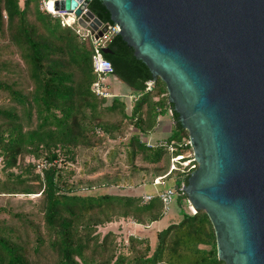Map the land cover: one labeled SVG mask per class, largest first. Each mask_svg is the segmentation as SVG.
Listing matches in <instances>:
<instances>
[{
	"label": "trees",
	"instance_id": "obj_1",
	"mask_svg": "<svg viewBox=\"0 0 264 264\" xmlns=\"http://www.w3.org/2000/svg\"><path fill=\"white\" fill-rule=\"evenodd\" d=\"M89 9L113 25L101 0H92ZM104 49L111 74L135 92V102L130 98L134 93L100 97L93 91L98 75L90 37H80L73 26L41 10L39 0H0V155L1 170L7 171L0 193L40 198L37 213L16 214L22 231L0 220V264H225L218 259L215 230L203 210L181 209L179 220L157 231L155 247L149 236L118 241L114 231L102 234L100 226L119 219L146 226L160 220L163 202L157 196L145 201L142 195L102 189L81 193L67 178L74 171L60 166L61 161L75 162L81 148L96 149L121 138L131 161L138 156L149 168L158 166L149 171L151 181L166 175L178 189L177 203L187 202L181 187L196 167L169 173L170 167L158 165L192 151L165 82L158 78L148 88L152 72L118 32ZM169 110L175 120L170 133L156 143L145 140L159 131L160 118ZM111 114L120 120L110 121ZM128 128L131 135L126 136ZM27 156L38 162L21 166ZM40 161L46 164L37 171ZM18 167L19 173L13 171Z\"/></svg>",
	"mask_w": 264,
	"mask_h": 264
},
{
	"label": "water",
	"instance_id": "obj_2",
	"mask_svg": "<svg viewBox=\"0 0 264 264\" xmlns=\"http://www.w3.org/2000/svg\"><path fill=\"white\" fill-rule=\"evenodd\" d=\"M91 1L55 8L98 38L110 24ZM101 1L189 134L197 167L183 189L208 214L218 259L264 264V0Z\"/></svg>",
	"mask_w": 264,
	"mask_h": 264
},
{
	"label": "rangeland",
	"instance_id": "obj_3",
	"mask_svg": "<svg viewBox=\"0 0 264 264\" xmlns=\"http://www.w3.org/2000/svg\"><path fill=\"white\" fill-rule=\"evenodd\" d=\"M4 57L9 60H19L16 55L9 56L7 53L4 54ZM105 80L116 93L121 95L134 93V95H136L135 92H131V89L128 88L125 83L115 78L112 74H108ZM120 118L118 114L108 115V119L113 122L119 121ZM129 128L126 136L131 135ZM154 136L164 137L166 134L158 133ZM145 137L147 141L151 140L147 136ZM122 139H124V137ZM120 140L121 138L116 141H107L106 144L96 149L81 148L78 159L75 162L65 163L61 161L60 166L64 165L68 170L74 171L72 175L67 172L69 181L75 182V186H77L78 189L80 188L79 191L81 193H99L102 189L103 192L106 193L111 192L136 196L141 195L143 191L154 192L157 188H160V190L167 188L168 184L171 182L166 181V185L159 184L158 187L150 184L149 181H151L152 176L149 171L152 170L153 172L154 168L158 166H151L153 168H149V166L142 163L138 156H136L134 161H131L129 158V150L126 149L123 143L121 144ZM29 162L37 163L38 161H35L31 156H27L24 160H20L21 166H25ZM44 162L45 161H40L37 171L42 170L43 166L46 164ZM3 165L4 159L3 156L0 155L1 180H5L7 176V171L1 170ZM158 165H162L164 168L169 169L170 159ZM143 168L147 171H142ZM12 169L16 173L21 171L19 167ZM144 183L147 184L143 185ZM116 184H118L119 187L115 186ZM39 201V194L25 195L22 193H0V220H4L8 224H13L22 231L21 223L23 221L18 218L16 214L33 215L37 213L39 210ZM181 209L188 213L196 212L188 201L182 206L176 201L171 205L170 210L164 214V217L155 221L152 225H136V222L132 219H119L100 226L99 231L102 234L108 231H114L118 235V241H127L130 235H146L150 237L151 243L155 247L157 231L167 226L170 222L179 220L182 216Z\"/></svg>",
	"mask_w": 264,
	"mask_h": 264
},
{
	"label": "built area",
	"instance_id": "obj_4",
	"mask_svg": "<svg viewBox=\"0 0 264 264\" xmlns=\"http://www.w3.org/2000/svg\"><path fill=\"white\" fill-rule=\"evenodd\" d=\"M55 1L56 0H39L40 9L52 14L54 17H59L63 25L68 24L69 26H73L76 33L80 37H90L93 42L95 49V53L93 55V68L98 75L97 80L92 84L93 91L100 97H113L118 95L119 93L114 92L110 87V84L105 80L107 75L113 72L112 63L108 59L102 57L103 49L107 47V44L111 41L113 35L119 31L118 25H110L109 31L105 32L103 36L96 38L95 35L92 34L88 29L78 23V17L74 13L68 12L66 10H56ZM70 15H72L73 17L72 23H69L66 19V17H69ZM152 83L153 80L148 81V88H151ZM130 98L132 102H135L137 100V95H131ZM170 111L172 113V110ZM195 162L196 160L193 151H188L184 155L173 156L171 158L169 173L172 170L183 169L188 166L197 167V164L195 165ZM165 176L166 175L156 177L153 181L154 185H164ZM181 188L183 189V187ZM177 194V187L172 185L164 188L163 190H158L155 193H146L142 196L145 201H149L153 197L157 196L163 202L164 210L166 213L170 210L171 205L176 201Z\"/></svg>",
	"mask_w": 264,
	"mask_h": 264
},
{
	"label": "crops",
	"instance_id": "obj_5",
	"mask_svg": "<svg viewBox=\"0 0 264 264\" xmlns=\"http://www.w3.org/2000/svg\"><path fill=\"white\" fill-rule=\"evenodd\" d=\"M124 83V82H123ZM126 85V84H125ZM160 120L162 121L161 122V124H160V126H159V131L158 132H155V133H153V134H151V135H149V136H147L148 138H150L151 140L149 141V142H151V143H156L158 140H161L162 138H165V136L164 137H161V136H154L155 134H158V133H165L166 134V136L170 133V131L173 129V127H172V125L175 123V120L173 119V112L171 113V111L169 110V112L166 114V115H164V116H161V118H160ZM145 138V140H146V137H144ZM161 176H163V175H161ZM156 177H159V176H156ZM156 177H154L153 178V180L150 182V184H152L153 186H155V187H158V185H154V183H153V181H154V179L156 178ZM164 181H165V184L164 185H166V178L164 179ZM145 184H147V183H144L143 185H145ZM168 186H172L171 185V183L170 184H168ZM167 186V187H168ZM158 190H160V188H157L154 192H147V191H143V192H141V195H143V194H146V193H155L156 191H158ZM155 222V221H154ZM153 222V223H154ZM152 223V224H153ZM152 224H150V225H152ZM136 225H141V224H137L136 223ZM142 226H144V225H142ZM166 227V226H165ZM144 236H146V235H144Z\"/></svg>",
	"mask_w": 264,
	"mask_h": 264
},
{
	"label": "bare ground",
	"instance_id": "obj_6",
	"mask_svg": "<svg viewBox=\"0 0 264 264\" xmlns=\"http://www.w3.org/2000/svg\"><path fill=\"white\" fill-rule=\"evenodd\" d=\"M66 19H67V21L69 22V23H72V21H73V17H72V15H70L69 17H66ZM193 207V206H192ZM194 208V207H193Z\"/></svg>",
	"mask_w": 264,
	"mask_h": 264
}]
</instances>
